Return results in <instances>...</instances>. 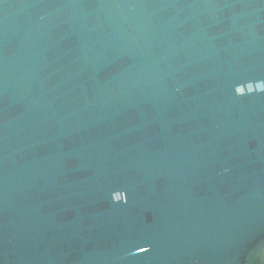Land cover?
<instances>
[{"label": "water", "instance_id": "95a60500", "mask_svg": "<svg viewBox=\"0 0 264 264\" xmlns=\"http://www.w3.org/2000/svg\"><path fill=\"white\" fill-rule=\"evenodd\" d=\"M0 264H264V0H0Z\"/></svg>", "mask_w": 264, "mask_h": 264}]
</instances>
